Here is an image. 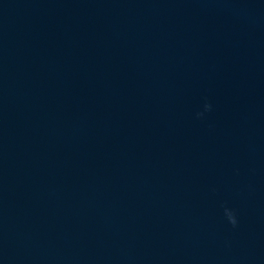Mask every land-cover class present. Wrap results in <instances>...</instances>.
I'll use <instances>...</instances> for the list:
<instances>
[{
	"label": "water",
	"instance_id": "obj_1",
	"mask_svg": "<svg viewBox=\"0 0 264 264\" xmlns=\"http://www.w3.org/2000/svg\"><path fill=\"white\" fill-rule=\"evenodd\" d=\"M0 264H264V0H0Z\"/></svg>",
	"mask_w": 264,
	"mask_h": 264
},
{
	"label": "clouds",
	"instance_id": "obj_2",
	"mask_svg": "<svg viewBox=\"0 0 264 264\" xmlns=\"http://www.w3.org/2000/svg\"><path fill=\"white\" fill-rule=\"evenodd\" d=\"M210 107H211L210 105H206V110H210ZM229 218H230V222L235 226V224H236L235 218L233 216H231V214H230Z\"/></svg>",
	"mask_w": 264,
	"mask_h": 264
}]
</instances>
